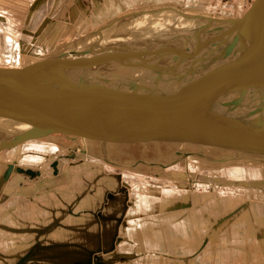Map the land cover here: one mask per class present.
I'll return each mask as SVG.
<instances>
[{
	"label": "rangeland",
	"instance_id": "1",
	"mask_svg": "<svg viewBox=\"0 0 264 264\" xmlns=\"http://www.w3.org/2000/svg\"><path fill=\"white\" fill-rule=\"evenodd\" d=\"M0 1V11L10 20L14 33L20 29L25 37H33L27 52L32 54L51 41L65 38L66 33H72L68 37L81 34L108 16L148 0H48L36 11L35 18L26 14L32 0ZM155 1H160L156 6H161L168 0ZM173 1L168 4L179 6ZM184 1L210 8L223 0ZM224 1L226 13L243 11L244 0ZM25 15L30 20L26 25ZM44 18L46 22L39 34L22 31H34ZM148 39L144 42L148 43ZM128 105L134 117L145 118L154 112L134 110L136 103L125 102L124 108ZM120 132L109 134V140H117ZM55 136L21 142L0 154V207L7 206L5 216L11 220L0 222V264H131L137 258L132 236L142 223L159 224L157 230L147 233L156 236L159 245L168 237L183 238L186 234L202 236L203 245L215 243L218 236L232 234V219L238 223L239 232L245 228L264 232V165L198 159L157 168L136 165V158L150 160L156 155H160L159 161H165L161 153L172 156L168 151L177 147V140L164 139L153 131H139L121 147L129 154L116 155L95 151L86 154L76 146L75 139ZM27 170L35 175H29ZM152 179L168 184L153 183ZM92 197L96 199L94 210L90 205ZM85 213L92 218L84 222ZM153 214H159L154 217L156 222ZM142 215L144 222L135 221ZM208 237L210 240H206ZM141 245L145 256L153 255L150 241ZM86 246L90 250L86 251ZM221 252L214 256L216 259L213 257L220 264L227 257Z\"/></svg>",
	"mask_w": 264,
	"mask_h": 264
},
{
	"label": "bare ground",
	"instance_id": "2",
	"mask_svg": "<svg viewBox=\"0 0 264 264\" xmlns=\"http://www.w3.org/2000/svg\"><path fill=\"white\" fill-rule=\"evenodd\" d=\"M34 1L35 0L30 1L31 5H29L31 7L33 6ZM44 2L47 3L48 0H44L43 3ZM36 5L37 7L35 6V11L31 13L33 17L35 12L41 7L42 2L40 4L37 3ZM170 6H173V9L167 8ZM164 7L165 9L156 15L147 13L142 17L133 19L130 23L123 21V25L118 27L120 28V32H118L116 36L110 35L109 33L104 35L103 42H112L115 41V39H117V41L125 39L123 36L119 37L118 35H124L125 37V35H130L135 31L142 32L148 29L146 33L137 37L133 42L125 44L123 48L119 49V52L114 53V55L120 54L119 59L122 61L117 63L106 61L93 63L90 67L77 72L76 75H73V77L67 80L73 83V86L78 89L92 91V89L97 90L100 88H109L110 90H113L111 94L105 93L101 96V99H104L103 102L100 98H95V101H93V96L88 98L81 97L76 99L74 104L82 106L87 105L90 110L86 107H80L79 110L81 111H77V114H70L67 113L66 109H62V111L60 110L62 115H60L59 109L51 108L49 103L58 102L61 97V92L56 96H54L55 93H53L51 97H54H52L50 101L42 104L35 121L39 124L42 123L43 117L40 118L38 116L39 114L47 113L52 120L59 121L63 124H70V120H68L69 116H75L83 123L92 124L89 126L80 124L86 129L81 133V136L74 138L76 146H79L81 150L86 151V154H90L92 151L97 153L102 152L105 155H116L120 152L121 154L122 152L129 154V152L122 150L121 147L127 140L136 134H139V131H153L157 132L161 137H164V139L177 140V147L171 145V149L175 151L173 154L176 153V156L185 154L188 150L198 154L211 155L212 157H218L219 154L222 155L224 152H228L229 156H239L243 153L253 154L255 152H264V147L260 143L244 144V141L241 138L242 135H245V130H243L241 125L247 122L253 114L259 115L260 118L264 120V82L253 86L252 84H249V79L252 75L243 76L240 74L242 68L249 66L251 63L252 58L250 55L256 52L253 48L257 47V41H259V48L256 53L259 54V58L256 61H253L252 65L254 68H258L259 66L263 67L264 35H258V37L250 36V38L245 37L235 41L230 40L228 42H223L221 45H213L211 47L206 46L204 48H202L203 46H193V44L192 46L189 45L183 48L177 47L178 53H172V57L176 54L174 57L175 59L177 58L176 65L169 68L171 73L170 77H165L167 73L163 72V65L160 63L155 64L154 56L150 53L147 54V52H144L147 54L145 58H143L147 60L146 63V61L136 55L139 51L143 52L145 49L139 48L140 46L138 45L135 46L139 43L143 44V40H147L149 36L155 38V40H159L160 43H158L162 44L163 41H168L169 38H167V36L171 35L168 31L182 32L184 28L189 27L184 23L186 20L183 19V21L180 22V18L175 14L177 10L184 11L185 13L188 12V14L189 11L172 4ZM29 12L30 9L28 10L27 15ZM27 15L24 17L25 22H27ZM176 19L179 21L177 24L167 25L173 24ZM22 27H24V25ZM183 36L185 35H182V37ZM177 38L170 37V41L177 40ZM32 39L33 37L30 39L22 35L20 29L14 33V30L11 29L10 20L7 19L4 12L0 11L1 66L2 64L17 65L22 58L24 59L23 56L27 54L33 43ZM97 39L98 37L96 40ZM194 42L195 39L192 43ZM134 43L136 44L133 45ZM154 44L155 43H152V45ZM132 46L135 47L132 48ZM121 53L123 54L121 55ZM138 63L141 66H139ZM148 65L154 68V70H146V66ZM140 71H144L143 75ZM146 73H148V75ZM205 76H207V78L203 79ZM168 78H170V81H167ZM145 83H152L151 87L148 89L153 93L149 94L150 96L146 95L149 96V98H146L143 94L140 95L139 93H134L131 89H128L129 87H137L148 90ZM157 87L164 90L166 93L165 97H168V99H163L160 98L158 94L156 95ZM75 88L68 90L69 92L66 93L67 95L64 94V96H74V93H76ZM182 94L186 96L181 98ZM135 96L146 100L145 103H147L149 107H144L145 109L143 111L154 109L153 114L145 118L138 116H132L133 118H130L128 116L131 114L129 108H124V103ZM74 99L75 98H73V100ZM93 103L96 104L93 105ZM130 104L133 105L135 103ZM66 106L70 105L66 104ZM174 106H176L178 111L187 107L186 110L182 111L186 114L185 117H187L188 121L194 122H188L187 126L191 130L184 129L186 127H183L181 124H179V126L175 124L179 121L187 120L181 117L179 112L172 108ZM47 108H49V111H47ZM134 110H138L137 107H135ZM243 111L248 112L249 115H245V113H242ZM159 115H162V118H159ZM227 115L231 116L230 119H232V122L229 123V121H223ZM233 122L241 123L237 127L234 126ZM154 123L157 125H165L169 131L152 129L150 125H154ZM139 124L143 126H139ZM112 126L121 130L119 135L115 134V136L117 135V140L115 141H111L108 138V135L110 134L112 136L115 131ZM200 126L202 128H199ZM16 130L17 128L11 126L8 122L0 120V134L2 136L9 133H15L17 132ZM184 130L189 133L188 136L186 135V137H189L188 141H186L182 134ZM230 131H236L233 142L222 141L221 139H223L224 134ZM196 133L198 134V137L195 139L194 136ZM51 135L48 137L57 138V136ZM61 136H64V138L69 137L64 134ZM190 136L196 141H192ZM34 139L38 140L36 137L31 140L34 141ZM214 139L218 141L216 143L221 145V148L212 142ZM93 145H98V147L94 148ZM217 149H224L225 151L223 150V153H218ZM92 154H94V152ZM161 155L164 156L165 160L172 158L171 154L167 152H163ZM159 158L160 155H156L150 160L136 158L134 162L136 165L154 166L155 168L168 166H156L151 164L153 159L159 161ZM57 170L58 167L56 168V171Z\"/></svg>",
	"mask_w": 264,
	"mask_h": 264
},
{
	"label": "water",
	"instance_id": "3",
	"mask_svg": "<svg viewBox=\"0 0 264 264\" xmlns=\"http://www.w3.org/2000/svg\"><path fill=\"white\" fill-rule=\"evenodd\" d=\"M170 1L172 2V0L166 1L164 6H169L168 3H170ZM223 1H220V6L215 5L216 7L202 8L203 4L195 5L192 4L195 3L192 1L190 2V4L189 2H186L184 0H174V4H177L179 2L178 7H181L182 9L192 8L193 11H198L199 13L188 14V12L185 13L184 11L177 10L175 14L178 15V18H180V22H182L183 19L186 20L184 21V23H186V26L188 25L189 27L184 28L182 32H172L171 30L168 31V33L170 32L171 35L167 36V38H169L168 41H163L162 44H159L160 41L155 40V38L148 39V43L144 42L147 40H143V44L134 43L133 45L136 44L135 46L138 45L140 46L139 48L145 49V51H139V53L136 55H138L147 63V60L143 58H145L148 53L152 54L155 59V64L160 63L161 65H163L162 69L164 71H162L164 73H167L165 77H170L171 73L169 68H172L176 65L177 59L174 58L176 54H174V57H172V53H178L177 47L183 48L189 45L192 46L193 44V46H203L202 48H204L206 46L211 47L213 45H221L223 44V42H228L230 40L235 41L237 39H242L245 37L250 38V36L258 37V35H264V0H244L243 11L241 12V14L236 13V10L234 13H226L227 11L225 12L224 8L227 4L224 3L225 1ZM158 2L160 1L148 0L145 4L140 3L130 9L125 8L117 14L108 16L103 20V22L96 24L95 27L89 28V30L81 34H78L76 32L75 35L68 37L69 34L72 33H66L65 36L68 38L65 37L61 39L60 37L58 40L51 41L49 44H46V46H41L36 53L26 54L25 56H23L25 58H22L17 65H0V120L6 121L11 126L17 128V132L15 133L5 134L4 136L0 134V152L4 151L7 148L16 146L19 143L24 142V140L33 139L34 137L41 138L48 137L51 134H64L74 139L78 136H81V133L84 132L86 128L81 126L80 124H85V126H89L92 124L83 123L75 116H69L68 120H70V124H63L59 121L52 120V118L49 117L47 113L39 114L38 117H43V120L42 123H37V121L35 120L37 118V113H39V110L42 107V104L44 102L46 103L47 101H50L52 97L61 92V97L58 102L49 103L51 108L59 109L60 115H62L60 112V110L62 111V109H66L67 113L77 114V111H81L79 110V108L83 106L77 104L75 105L74 103L76 102V99H79L81 97L88 98L93 96V101H95V98L101 99V96H103V94L105 93L111 94L113 90H110L109 88H100L97 90L92 89V91L78 89L73 86V83L67 80L73 77V75H76L77 72L90 67V65H92L93 63H101L104 61L117 63L119 61H122L119 59L120 54L114 55V53L119 52V49L123 48L125 44L133 42V40H135L137 37L146 33L148 29L142 32L135 31L130 35H125V37L124 35H118L119 37L123 36V38L125 39L118 41L117 39H115V41L112 42H103L105 37L104 35L109 33L110 35L116 36V34L120 32V28L118 27L123 25V21L130 23L133 19L142 17L147 13L153 15L160 13L165 9V7L156 6L158 5ZM246 2L248 3V5H245ZM167 8L173 9V6ZM178 22V19H176L173 24L167 25H174ZM182 35L185 36L182 37ZM97 37L98 39L96 40ZM170 37L179 38H177V40L170 41ZM194 39L195 44L192 43ZM257 42V47L253 48L256 50V52H258L259 48V41ZM152 43L155 44L152 45ZM135 46H132V48ZM144 52H147V54H145ZM256 52L250 55L252 61L249 66L243 67L242 71L240 72V74H242L243 76L252 75V77L249 79V84H252L253 86L264 82V57L262 58L263 67L259 66L258 68H254V66L252 65V62L256 61L259 58V54ZM123 53H121V55ZM138 65L141 66L139 63ZM146 68V70L149 71L154 70V68L149 65L146 66ZM140 73L143 75L144 71H140ZM146 74L148 75V73ZM207 76H205L203 79L207 78ZM167 81H170V78H168ZM151 85L152 83H145L147 89L151 87ZM72 88H75L76 93L73 92L75 95L65 97L64 94L67 95L66 93L69 92L68 90ZM128 89H131L134 93L137 92L140 95L143 94V96L153 93L152 91H149V89L144 90L137 87H129ZM53 93L55 94L51 97ZM157 94L160 98L168 99V97H165L166 93L160 87H157L156 95ZM149 96H146V98H149ZM183 96L185 97L186 95L182 94L181 98H183ZM73 98L75 99L73 100ZM101 101L103 102L104 99H101ZM145 101L146 100L135 96L128 99L127 103H136L138 104L137 109L143 111L145 109L144 107H149L148 104L145 103ZM66 104L70 106H66ZM95 104L96 103H93V105ZM172 108L175 111H178L176 106ZM186 109L187 107H185V109L182 108L178 111L179 115L185 120H187V117H185L186 114L182 110ZM47 111H49V108H47ZM242 113H245V115H249L248 112L243 111ZM128 116L130 118H133L131 114H129ZM158 117L162 118V115H159ZM230 118L231 116L227 115L223 121H229L230 123L232 122V119ZM188 122L194 123L193 121L187 120L179 121L175 124H177L178 126L179 124H181L183 127H186L184 129L191 130L187 126ZM240 123L241 122H233L234 126L237 127ZM139 126L143 125L139 124ZM241 126L243 127V130H245V135L241 136L244 144L260 143L264 147V120L261 119L259 115L253 114L250 119ZM150 127L152 129H157L160 131H169V129L165 125H157L156 123H154V125H150ZM112 128L115 130L118 129L114 126H112ZM199 128L202 127L200 126ZM182 134L184 135L186 141H188L189 137H186V135L188 136L189 133L184 130ZM235 134L236 131L227 132L226 134H224L223 139L221 140L233 142V140L235 139ZM194 137L196 139V137H198V134L196 133ZM190 138L192 139L191 136ZM195 139H192V141L195 142ZM212 142L218 145L219 148H221V145L216 143L218 141L214 139L212 140ZM224 151L220 152L223 153ZM168 152H172L171 159H166L165 161H158L156 159H153V161H151V164L156 166H166L181 162L184 163L188 160L194 161L195 159H198L205 160L207 162L215 161L220 164L243 163L252 165H264V152H255L253 154H244L242 152L243 154H240L239 156H229L228 152H224L222 155L219 154L218 157L198 154L190 150H188V152L185 154H181L180 156H176V153L173 154L175 152L174 150H169ZM54 167L55 169L57 168L56 163H54ZM18 171H21V169ZM26 172L31 176L35 175V172L32 170H27Z\"/></svg>",
	"mask_w": 264,
	"mask_h": 264
},
{
	"label": "crops",
	"instance_id": "4",
	"mask_svg": "<svg viewBox=\"0 0 264 264\" xmlns=\"http://www.w3.org/2000/svg\"><path fill=\"white\" fill-rule=\"evenodd\" d=\"M44 0H35L33 2V6L30 9V12L28 13V16L32 13L31 11L33 8L36 6L37 3H43ZM58 2V1H57ZM31 5V4H30ZM35 7V8H36ZM28 9V10H29ZM4 11V10H3ZM28 12V11H27ZM36 13V12H35ZM27 14V13H26ZM6 15V14H5ZM8 16V15H7ZM26 16V15H25ZM28 18V17H27ZM26 18V24L29 23V19ZM47 18V17H46ZM46 19L41 21V23L36 27L34 31H27V30H22L23 32H26L27 34H32L38 33L41 31L43 28V25L45 24ZM83 107H86L90 110V108L85 105ZM115 131H121L120 129L115 130ZM119 133V132H116ZM158 136V135H154ZM36 140V139H34ZM34 142L31 139L24 140V142ZM23 142V143H24ZM17 146V145H16ZM12 148V147H11ZM4 151L0 152V154L4 153ZM112 181H115L114 177ZM153 183H158L163 185H167L168 183L166 182H161L157 180H151ZM97 192V189H96ZM99 193V192H97ZM88 202V199H87ZM89 203V202H88ZM95 203L96 199L95 197H92V201L90 200V205L92 207V210L95 208ZM3 203H1L2 205ZM2 206L5 208H2ZM0 207L1 211V217H0V222L5 221V219L9 218L8 216L6 217L5 214L7 212V206L2 205ZM90 210V209H89ZM156 213L157 211H153ZM151 212V213H153ZM184 213V211H176L174 213ZM159 214H153L152 220H154V217H157ZM95 217V216H94ZM92 218V215L90 213H85L84 214V222L88 219ZM143 215L136 217L135 221L144 222L143 220ZM147 219H149L148 216H146ZM261 218V217H259ZM9 222H11L9 218ZM153 222H156L155 220ZM152 222V223H153ZM158 225L154 223L153 225H147L142 223L141 228L137 230V234H135L133 237V243L132 246H134L135 254L137 255V258H133L131 260V264H135L136 262L138 264H220V262L215 260L216 258L214 257L216 254H219L218 249L223 250V253L227 254V257L225 260L222 261L221 264H224L226 262H229V264H254L256 261V264H264V232H256L255 230L253 232L248 231L247 228L242 232H239V227L237 226L238 223L232 219L231 223L229 225V229L231 230L232 234L228 235L227 237H219L217 239V242L215 243H206V245H203V242L205 238L203 239L202 236H189L186 234V236L183 235V238L179 236L178 238H167L165 241L159 245V240L156 236H148V232H153L154 230L158 229ZM242 225L245 226L246 223L242 222ZM182 226V225H180ZM163 229L166 226H162ZM182 228V227H181ZM96 229H99V225H97ZM252 230V229H250ZM6 237V236H5ZM206 240H210L209 237ZM150 241L152 243L151 249L153 251L152 254H148L145 256V252L142 251V243H146ZM86 246V251L90 250V248H87ZM149 250V248H147ZM150 249V250H151ZM149 252V251H147ZM213 257L215 259H213ZM255 259V260H254ZM54 261V260H53ZM5 264H10V262L5 263Z\"/></svg>",
	"mask_w": 264,
	"mask_h": 264
}]
</instances>
